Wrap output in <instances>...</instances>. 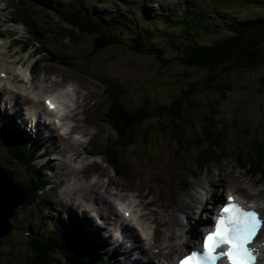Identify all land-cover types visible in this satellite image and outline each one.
I'll use <instances>...</instances> for the list:
<instances>
[{
	"label": "rangeland",
	"instance_id": "rangeland-1",
	"mask_svg": "<svg viewBox=\"0 0 264 264\" xmlns=\"http://www.w3.org/2000/svg\"><path fill=\"white\" fill-rule=\"evenodd\" d=\"M27 1L32 2L31 0ZM68 1L46 0V2H50L57 7H62ZM114 1L116 0H88V2H84V5L89 8V11L93 15L99 16L100 13L106 14V17L114 22V26L116 27L114 35L119 43L114 47L99 51L96 54L90 52L91 37L86 35L77 37L56 16L54 9L42 10L40 9L42 6L38 3L35 4L36 6L29 4L31 8L26 9L27 14L31 16V22L34 24L37 34L44 42L49 43V47H46L49 52L48 56L57 58L56 62L45 61L38 65L40 70L34 73V86L37 89H45L42 80L43 76L46 78L50 76L47 74H54L51 75V86H59L66 82L72 83L74 85L73 91L80 90L84 95L80 101L82 107L80 117L83 122L78 127L80 129L79 132L86 135L88 131H91L90 128L92 127L94 133L90 134L89 144H86L83 138H81L83 141L78 138V146L76 143L72 145L66 139L59 141L55 137L50 139L53 144L50 146H53L54 150L49 147L48 153L53 151L58 152V159L51 164L54 168L49 173V178L44 177L48 185L43 191H39L33 205L25 207L20 203L8 218L10 226L9 232L7 234L4 231H2L4 234L0 233L2 235H0V264H26L28 252L27 242L32 235H37L39 238L46 240L51 232L62 234L72 228H75L79 233L81 231L84 233L83 228L77 227L69 221L70 217L76 222L83 218L86 225L95 232L96 241L99 244L97 250V253L99 252L98 255L105 254L113 264H126L130 262L125 255H120L121 259L118 257L116 259L113 256L114 247L106 246V238L109 233L103 228V221H99V215L92 211L93 217L88 216V219H86L85 216L87 214L89 215L86 211L84 212L86 215L81 212L77 215L76 212L74 213L71 210L74 206L67 204V201L64 199H60L64 204L61 205V201L58 198L59 194H61V189H69L70 186L74 185L76 187H83L85 190H96L100 196H105L108 202L104 203L103 206L105 209L108 207L107 209L109 210V212H106V216L109 213L113 214L114 208L111 202H114L112 197L115 191L119 192L118 195L125 196V200L131 202L133 206L137 201L140 206L143 203V208L140 207L141 211L143 210L141 215H143L144 219L152 222L150 225L144 222V225L150 228L153 226V230L156 226V218L163 221L160 223V226L167 228V223L171 219L176 218L177 215L185 220L181 215L182 213L192 214L194 220L190 217L192 215L188 216L192 220L190 224L192 223L197 228L196 230H199L203 220L201 222L197 221L199 219L197 217L198 213H192L194 208H189V200L192 197L187 195L197 189L199 192L197 191V196L192 199V205L197 203V201H202L200 194L204 192L203 189L198 188V183L208 184L204 185L207 189L215 181V184H218L214 188L215 195H220L223 189L231 188L246 199L264 200V182L259 183L258 180L260 179L257 176L250 178L243 169H239L235 156L238 152L253 150L255 148L254 139L264 140V86H262L264 83L261 81L264 74L263 65L243 68L236 66L235 59L234 66L236 67H234L233 71H228V75L224 79L225 82L213 86L209 91L189 98L190 104H187L186 109L191 112L189 114L190 116L194 118L200 117L202 113L208 111V106L212 105L215 107V114L218 115L217 121L223 123L227 128L226 139L223 142L224 145L222 144L221 149L218 151V154L222 152L221 157L213 160L197 175L193 174L196 169L194 163H192L195 151L186 154L175 152L174 141L166 135L161 138L162 133H157L151 128L147 129L148 132L144 135V131L142 130L148 125L152 124L156 126L157 120L155 118L140 124L138 128L142 132L135 136V143H138L128 146L120 153L121 159L119 162L123 164L125 171L128 173L126 177H117L113 174L109 166L103 162H95V159H100L95 157L96 154L107 151L108 147L112 144V139L115 137L114 131L105 121V114L109 105L103 93L104 86L96 78L118 83L125 91L122 99L123 102L129 108H133L138 106L143 95L148 97L150 103L153 105H165L173 97L180 94V89L187 82L199 79L210 72L205 68L182 65L175 59L164 66L159 64L152 56L131 52L125 44L134 45V42H132L134 31L125 24L117 22L116 18L118 16H124L123 19L130 26H133V24L128 20L127 16H131L132 20L140 22L144 27H149L147 37L150 40L147 46L160 48L164 52V57L171 58L177 56L179 52L169 43L168 38L164 37L166 33L161 28L165 26V20L170 23L175 20H180L183 14L188 11V8L206 6L207 10L212 9L209 15L205 17L206 19L215 12L217 14L215 9L218 8V10H223L220 13L222 17L230 16L231 19L241 22L248 18L264 17V0H126L133 2L132 5L128 6L125 5L124 1H116L117 4ZM185 2H192V6H188L187 4L183 5ZM50 3L47 7L51 6ZM89 3H95L96 6H92ZM17 10H20L19 6L12 3L11 0H0V37H4L7 42L9 40L5 35L12 25L6 22L5 19H8V16L14 15L13 13L18 12ZM45 15L47 16L46 18H44ZM19 26L23 29V31L19 32L21 34H24L28 29L23 24ZM209 27L211 31L208 32L194 31L195 28L190 30L196 34L195 38L199 44H211L228 32L227 29L219 32L215 31L213 30V28H216L214 25ZM18 29L20 30V28ZM119 30L124 31L125 34L120 33ZM168 30L176 34L180 29L169 27ZM68 34L77 39V45L68 41ZM184 36L182 34L181 36L175 37V41L184 43L191 42ZM260 45L259 53L262 54L264 59V42ZM5 47L3 43L0 45V67H2L0 70L5 71L6 68L7 70L8 68L14 71L15 69L18 70L19 64H24L23 59L26 57V53L18 54V46L11 49L10 53H6L8 50L5 51ZM64 61H67L68 66H65L66 63ZM29 62L30 59H26V64ZM218 69L215 68V72ZM9 73L12 78H20L18 74L11 71ZM7 80L11 81L10 78ZM223 86H225V89H222ZM220 89H222L221 92L214 93V91H219ZM73 94L74 101H78L79 97L74 92ZM9 97H11V94H9ZM2 98L3 94L0 92V134L5 136L8 133L7 129L10 127V120L13 119V115H11L13 114L11 110L13 106H10V103L9 106L8 104L5 105V101ZM217 98H220V100L216 101ZM39 103L41 104V102ZM16 108L14 106L13 110ZM5 121H8V128L4 125ZM43 127V136L51 132L57 133V130L51 128L50 125L49 127ZM22 134L25 140L34 139L26 130ZM76 134L78 133L76 132ZM143 135L146 138L144 140V142H147L146 144H142L143 141H138L142 140L141 137ZM35 141L38 143H42L41 141L44 142L43 139L39 140L37 138H35ZM54 143L58 145L57 148ZM66 146H68L71 152L82 151V149L89 150L92 155L87 156L86 161L92 163L88 166H83L82 177L79 176V178L77 175L75 181L71 177L64 184L61 183L58 177L63 171L61 164L62 159H65L64 150ZM43 150H45L44 147L42 148ZM11 157L8 150L0 146V166L5 170V167L9 168L12 166ZM50 157H52L51 154L36 159L34 162L39 164L49 160ZM100 157L103 159V156ZM63 166H65L64 170L65 168H70L66 164ZM16 169L17 172L11 175L14 179L22 182L25 178L26 171L22 167H16ZM89 174H92V177H89ZM57 179L60 180L59 183ZM85 190L81 189V191ZM207 194L209 199L213 198L212 190ZM185 196L188 197L184 198ZM181 197L186 202L181 203ZM209 201L206 200L204 202V205L206 204V211L199 212L200 218L202 219L205 218L208 210L211 209L208 208L210 204L214 203H207ZM198 204L200 205L201 202ZM177 208L178 210L176 212ZM78 210L81 211L80 209ZM135 211L138 212L137 207H134ZM145 212L148 213L146 214ZM117 214L121 216L119 211H117ZM111 217H109L110 221L116 220V217ZM171 224L174 227L178 223L173 220ZM28 227L32 230L27 235L26 231H28ZM112 228L114 229V227ZM115 232L117 233V231ZM195 238V235L188 237L189 240L193 241ZM130 239L132 237L129 236L128 242ZM112 242H115V239H112ZM176 242L177 245L175 248H177L178 252L177 254L174 252L173 256H178L187 250L183 236ZM131 243H125V245L128 246ZM160 247L157 245L155 248H158V251H161L166 256L167 249H161ZM149 250L151 251L152 249ZM56 254H52V261L61 264V258ZM135 256H139L144 263L150 258L144 252L142 254L138 253ZM123 261L126 262L123 263ZM153 261L157 264L158 258ZM165 261L163 259L160 260V262Z\"/></svg>",
	"mask_w": 264,
	"mask_h": 264
},
{
	"label": "trees",
	"instance_id": "trees-1",
	"mask_svg": "<svg viewBox=\"0 0 264 264\" xmlns=\"http://www.w3.org/2000/svg\"><path fill=\"white\" fill-rule=\"evenodd\" d=\"M11 1L17 6L20 5L19 12L15 13V19L22 21L28 27L24 37H20L16 42H22L24 49H34L36 55L45 56L52 63L56 62L57 58L47 55L49 52L46 47H49V43L44 42L37 34L31 19L27 20L31 17L26 12L29 4L36 6L35 4L38 3L42 6L40 9L45 11L48 9L56 10V16L77 37L82 35L91 37L90 52L92 54L114 47L119 43L114 35L116 29L114 22L110 21L106 14L99 12V16L93 15L84 3L82 5L77 0H69L62 7L52 5V3H50L51 6L46 7L49 5L46 0H31V3L27 0ZM187 5L192 6V2L187 3ZM211 10H207L206 6L188 8V11L183 14L180 20L171 23L165 20V26L161 28L166 33L164 37L168 38L169 43L179 52L177 56L171 58L164 57L162 49L147 46L150 40L147 37L149 27L146 26V28L140 22L132 20L131 16L127 17L133 26L126 24L123 19L124 16L116 18L117 22L125 24L134 31L132 40L134 45L125 44L131 52L152 56L159 64L164 66L175 59L182 65L201 67L210 71L199 79L187 82L180 89V94L173 97L165 105H153L150 103L149 98L143 95L138 106L133 108H129L123 102L125 91L118 83L96 78L104 86L103 93L109 105L105 114L106 124L115 133L112 144L107 151H104V154L116 173L125 174L123 164L119 162L121 159L120 153L128 146L138 143H135V136L142 131L145 135L148 132L147 129L150 128L157 133L161 132V138L165 135L171 138L175 143V152L186 154L195 151L192 162L196 169L194 174L203 170L213 160L221 157L222 152L218 154V151L221 149L222 144L224 145L227 128L223 123L217 121L218 115L215 114V107L209 105L208 111L202 113L200 117L194 118L189 115L191 112L187 111L186 106L190 104L189 98L191 96L202 94L209 91L213 86L225 82L224 79L228 75V71H233L234 67L264 66V59L262 54L259 53L260 44L264 42V17H253L237 22L231 19L230 16L223 15L225 17H222L220 13L223 10L216 8L217 14L215 12L206 19L205 17L209 15ZM46 17L45 15L44 18ZM212 25L216 26L213 30L218 32L227 29V34L211 44H199L195 38L196 34L190 30L195 28L194 31L208 32L211 31L209 26ZM169 27H176L180 30L174 34V32L168 30ZM119 31L125 34L124 31ZM182 34L191 42L175 41V37ZM68 36L69 42L75 45L78 44L76 38L71 37L69 34ZM235 59L236 66H234ZM64 63H66L65 66H68L67 61H64ZM215 68H219L218 71L215 72ZM261 81L264 83V74ZM262 86L264 85L262 84ZM222 89H225V86ZM222 89L214 91V93L221 92ZM219 100L220 98L216 99V101ZM153 118L157 120L156 126L150 124L140 132L138 128L140 124ZM144 135L141 137L142 140H138L139 142L143 141L142 144L147 143L144 142L146 139ZM254 141L255 148L253 150L236 153V164L240 169L249 173L250 177L257 176L260 179L258 181L261 182L264 181V140L254 139ZM0 146L6 148L12 156L10 158L12 166L5 167L9 177L11 176L13 180L17 181L11 175L17 172L16 167H22L26 171L25 178L20 182L25 191L22 206L29 207L33 205L39 191H43L45 188L46 168L40 167L34 162L35 152L32 148L25 147L17 131L13 129H9L5 136L0 134ZM48 167L52 166L49 165ZM27 229L26 233L28 235L32 229L30 227ZM88 237H90L89 233H82V231L79 233L75 228L62 234L51 232L46 240L39 238L37 235H32L27 242V264H57L52 261V254L56 253L61 258V264H113L107 257H103V254L98 255L97 246L91 243V239Z\"/></svg>",
	"mask_w": 264,
	"mask_h": 264
},
{
	"label": "bare ground",
	"instance_id": "bare-ground-1",
	"mask_svg": "<svg viewBox=\"0 0 264 264\" xmlns=\"http://www.w3.org/2000/svg\"><path fill=\"white\" fill-rule=\"evenodd\" d=\"M47 3H50V2H47ZM18 6H20V5H18ZM76 10H78V9H76ZM36 24H38V23L36 22ZM72 41L75 42L74 40H72ZM4 44H6V45L8 44L6 42V40H4ZM7 48H8V46L5 47L6 50H7ZM5 70H7V68ZM1 71H3V72L6 73V71H4V70H0V72ZM14 78H16V77H14ZM19 79H21V77ZM43 80L46 81V82H49L50 84H52V81H51V77L50 76L47 77V78L46 77H43ZM5 84H7L9 86H12L11 81H9V80H6L5 81L4 78H2L0 76V86H3L4 87ZM18 85H19L18 91L20 92L21 95H19L18 92H12L11 89H8L7 90V89H4L3 88V90H1V91H3V98L2 99L5 101L4 104L5 105L8 104V106H9V103H10V106L11 105L13 106V107H11V110L13 111L14 114H17V115L20 114V112H19L20 106H22L25 109V112H26V115L27 116L34 115L35 114V111L42 114L41 104L39 102H36V100H35L36 98H38L40 96L39 95V92H38L40 88L39 89H34V87H33V89H30L28 87L22 86L21 84H18ZM13 86H14V84H13ZM73 92L79 97V99H78V101H74L73 100V106L68 109L67 114L64 117L65 119H70V122H71L72 127H71L70 130L63 131V133H61V135H60V138L66 137L67 138V141L69 143H71L72 145H73V143H76L77 146H78V143H77V139L78 138L77 137H71L69 135V133L71 132V130H74L75 127L78 128L82 124V122H83L82 119H81V117H80L81 112H82V107L80 105V101H81L82 97H84V95L82 94V92L80 90L73 91ZM9 94H11V97H9ZM32 102H33V104H32ZM14 106L17 107L15 110H13ZM20 120H22V119H20ZM72 122L74 123V125L72 124ZM34 127H35L36 137L39 140L40 139H43L44 140V142L41 141L42 143H40V144H42L45 147L46 150H43L41 152L36 147H34V149L37 150V152H39L41 154H44L46 151H48V148L51 147L50 145L52 144L51 143L52 141H50V139L54 138V136H53L54 134H50L47 137H43V135H42V132H43L42 125L39 124V123H36ZM78 130H80V129L78 128ZM85 131H86V129H85ZM85 131H83V132H85ZM91 133H94V131H88L86 133V135H90ZM46 142H48V143H46ZM55 147L57 148V145L56 144H55ZM51 148L53 149L54 147L52 146ZM52 155H53L52 156L53 158H58V152L53 151ZM70 159H71V156L68 157L67 160L65 161L66 164L68 163V161ZM85 161H86V159H82L83 165H85ZM48 163L51 164L50 161ZM61 165H62L61 169L63 171L60 174V176L58 177V178H61V183H64V184L67 183V181L71 177H73V180L75 181V178L77 177V175H78V177L80 176L79 175V172H80L79 171V168L73 167L70 170L68 168H65V170H64V167H65V166H63L64 164H61ZM215 183L216 182L213 181L210 184L211 187L210 188L207 187V189H206V187L204 185H208V184H205V183H201L200 184V183H198L197 184L198 188L199 189H203V192L204 193L203 194H200V198L202 199V201H197V203H195L193 205H192V199L197 196L196 194H197V191L198 190L196 189L192 193H188L187 194L189 197H192L191 199L188 198V199H190L189 200L190 201V207L189 208H191V209L194 208V210L192 211V213H194V212H196V213L204 212V210L206 211V209H205L206 208V204L204 205V202L206 200H210L209 202H207L209 204L211 202H214L215 203L218 200H220L221 195H215L216 192H215V189L214 188L218 185V184L216 185ZM81 189H84L85 190V188H83V187H76L75 185L74 186H71L70 187V194L72 195V197L66 198V196L61 193V194H59L58 198H59V200L60 199H64L65 201H67V204H69L71 206H74L75 207L74 208V212H76L77 214L79 212H81V211L83 213L86 211L87 213H89V216H92V213L90 214V212L93 211L97 215H99V217L101 218V220L104 222V227H106V230L109 232V235L106 238V246H108V247L113 246L114 247L113 256L116 259H118V258L121 259L120 255L122 256V254L125 255L126 258L130 260V262L129 263L127 262L126 264H154V261L153 260L154 259L157 260V258H158V264H173L172 263V259H170V258L172 257V255H173L174 252L177 253V248H175V246L177 245L176 240L178 238H180L181 236H184L186 238V247H190L191 244H194L195 240L197 239V236H198L199 231L196 230L195 226L192 225V223L190 224V222L192 220L189 219L188 216H190L192 214H188V213H182V215L185 216V219H186L185 222L178 215H177L176 218L171 219L170 220L171 223L173 222V220H175L176 223H178V224H175L174 227L172 226V224L170 222L167 223L168 224L167 228L164 227V226H160V223L163 222V221H160L159 219L156 218V226H155V228L153 230L155 234L153 233V236L152 237L148 235L146 238H141L140 237V234H143L144 235L150 229V227H147L146 225H144V222H147L149 225L152 222L150 220H148V219H144L143 215H141L143 213L142 212L143 210L141 211L140 207L143 208L142 207L143 203L140 206L139 205V202L135 203V205L133 206V207H137V209H138V212H135V215H134L135 217H137V222L135 223V225H131L129 223L122 222L121 233L119 234V238L116 239L114 237H116L115 235L117 233L115 232V230L112 227H108L110 225H113V222L115 220L110 221V218L108 216H106V212H109V210L107 209L108 207H106V209H105V207L103 206L104 203L108 202L106 200V197L103 196V195L100 196L98 194V192L96 190H93V189H89V190L86 189L85 191H81ZM211 190L213 192V198L212 199H209L208 196H207L208 195L207 193H209ZM76 193H78V194H76ZM118 193H119L118 191H115L114 192V195L121 196V195H118ZM78 195H79V197H78ZM188 196H185L184 198H186ZM20 197H21V191L19 190V188L17 186L11 185L8 182L6 176L0 170V230H2L4 232L7 231L6 218L9 216V214H11L12 210L15 211L17 209L15 202L18 199H20ZM184 198H182V197L180 198V202L181 203L186 202V200H184ZM60 201H61L60 202L61 205H64L63 204V201L62 200H60ZM177 201H178V199H177ZM247 201H249V202H251V201L255 202L259 206V208L261 209V213L264 216V200L258 201V200H254V199H251V200L250 199H247ZM200 202L203 205H201V204L199 205L198 203H200ZM214 203H211V205L214 204ZM83 204H85V207H82ZM124 205H125V203L122 204V206H124ZM76 208L80 209L81 211H79ZM145 208H147V207L145 206ZM177 210H178V208L176 209V212H177ZM148 212H149V210H148ZM148 212H145V213L147 214ZM210 213H212V211H210ZM149 217H150V215H149ZM190 217L194 220V216L193 215L190 216ZM197 221H202V220L199 217V219ZM207 221L208 220H206V221L203 220L202 221L203 222L202 225L203 226L206 225ZM180 223H182V224L179 225ZM177 225H179V226H177ZM135 226H137L139 228V231L135 228ZM2 231L0 233L4 234V232H2ZM94 234H95V232H94ZM194 235L196 237L194 241L188 239L189 236H194ZM129 236L132 237V239H130L129 242H133L134 245H132L130 248H127V246L125 245V243H128V237ZM260 237L261 238H264L263 236H260ZM112 239H115V242H112ZM152 240H153V242L151 243ZM157 245L158 246H161L160 247L161 249H167L166 250V256L163 255L161 251H157L155 254H153L149 250L151 248L157 247ZM136 249H138V253H141L142 254L144 252L145 254H147L150 257L149 259H147L148 260L147 262H145V263L142 262L141 261V258L139 256H137V257L136 256H132V254L136 251ZM29 257H30V255H29ZM161 259L166 260V261L165 262H160ZM168 259H170V261H168ZM125 262L123 261V263H125Z\"/></svg>",
	"mask_w": 264,
	"mask_h": 264
},
{
	"label": "snow or ice",
	"instance_id": "snow-or-ice-1",
	"mask_svg": "<svg viewBox=\"0 0 264 264\" xmlns=\"http://www.w3.org/2000/svg\"><path fill=\"white\" fill-rule=\"evenodd\" d=\"M49 108L55 105L47 101ZM125 215H128L125 212ZM264 234V216L255 208L242 206L231 195L218 209L214 228L202 237V255L193 251L179 260V264H204L220 257L228 264H264V243L254 247L259 235Z\"/></svg>",
	"mask_w": 264,
	"mask_h": 264
},
{
	"label": "water",
	"instance_id": "water-1",
	"mask_svg": "<svg viewBox=\"0 0 264 264\" xmlns=\"http://www.w3.org/2000/svg\"><path fill=\"white\" fill-rule=\"evenodd\" d=\"M0 170H1V171L3 172V174L6 176L8 182H9L11 185H13V186H17V187L19 188V190L21 191V197H20V199H18V200L15 202L16 206H18V205L23 201V199H24V197H25V191H24V189L21 187V185H20L19 182H13V181L10 179V177L8 176V173H7V172H6L1 166H0ZM10 215H11V214H9L8 217H10ZM8 217L6 218V220L8 219ZM6 226H7V231L5 232V234H7L8 231H9L8 223H6ZM0 232H1V231H0ZM0 235H1V234H0Z\"/></svg>",
	"mask_w": 264,
	"mask_h": 264
}]
</instances>
